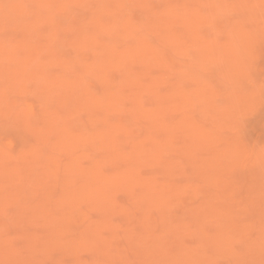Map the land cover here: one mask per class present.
I'll return each mask as SVG.
<instances>
[{
    "label": "clouds",
    "instance_id": "1",
    "mask_svg": "<svg viewBox=\"0 0 264 264\" xmlns=\"http://www.w3.org/2000/svg\"><path fill=\"white\" fill-rule=\"evenodd\" d=\"M85 13L91 17L76 29L71 21ZM137 14L142 16L139 21ZM231 15H249L256 26L250 29L237 21L225 44L214 40L207 47L234 57L236 70L226 77L224 97H236L237 81L246 79L251 90L244 110L217 103L203 79L211 57L194 60L192 45L181 46L172 33L161 31L165 19L183 17L198 30ZM105 18L111 22L105 23ZM74 32L79 35L71 42L62 36ZM154 36L158 43H153ZM101 37L113 42L108 54L99 53L94 62H87L83 54L95 49ZM258 39H264V0H208L191 9L163 10L154 9L152 0H0V264H64L51 259L58 251L75 257L73 264H115L111 248L121 228L112 223L115 216L140 208L145 213L153 208L171 213L181 198L199 193L205 185L227 190L230 198L244 186L233 177L244 171L250 173L244 201L230 200L228 210H213L215 232L203 225L176 226L172 231L178 240L193 237L198 243L164 264H264V143H247L241 135L246 113L264 103V80L257 83L251 76ZM117 40L134 44L119 50ZM67 47L73 56L63 54ZM169 47L178 57L176 64L167 61ZM114 73L119 80L113 79ZM94 83L103 86L102 95L95 92ZM10 95L24 100L9 103ZM29 97L39 101V113ZM57 99L63 101L64 114L52 107ZM86 111L101 113L93 121L96 130L73 133L71 123ZM177 114L180 119L173 120ZM142 129L146 134L141 137ZM20 132L36 142L14 153L10 135ZM45 148H50L47 155ZM65 154L71 160L63 167L61 205L79 211L82 204H95L105 220L79 240H65L66 228L53 230L46 240L32 235L25 257L24 250L15 247V237L5 238L8 209L14 204L5 188L27 180L28 187L43 190L55 172L42 161H59ZM120 164L121 171L105 174L106 167ZM188 167L199 173L203 184L174 183ZM146 168L161 171L144 176ZM120 190L129 194L134 208H119L109 196ZM37 209L43 214L45 205ZM252 215L256 219L246 223H226ZM105 231L111 237H105ZM85 253L97 258L80 259Z\"/></svg>",
    "mask_w": 264,
    "mask_h": 264
},
{
    "label": "rangeland",
    "instance_id": "2",
    "mask_svg": "<svg viewBox=\"0 0 264 264\" xmlns=\"http://www.w3.org/2000/svg\"><path fill=\"white\" fill-rule=\"evenodd\" d=\"M208 0H152V7L156 10H163L168 7H177L178 9L189 8L197 6V3H207ZM247 3H252V0H246ZM93 7H96L94 4ZM91 17V13H85L77 16L71 21L76 29H80L82 22H86ZM136 19H142L140 14H137ZM237 21H243L245 26L253 28L256 26L255 19L249 15L244 16H222L217 18L211 25H202L198 30L194 28L191 20H186L183 17L176 19H165L162 21L163 27L161 31H168L172 33L181 46L192 45L193 50L191 56L194 60L202 57H211L212 62L209 63L207 71L203 73V79L211 86V90L217 96V103H229L239 110H244L247 106L249 98L247 92L251 90V86L246 79H239L237 81L238 89L237 96L225 99L226 92L225 85L227 83L226 77L233 73L236 69L233 64L234 57L224 55L222 49L209 50L207 47L209 42L218 41L220 44H225L229 39V33L236 25ZM105 23H110V19L105 18ZM62 24L68 23L62 20ZM92 29L89 28V32ZM79 35L78 32L62 34L63 38L71 42ZM107 37L100 38V44L95 49H90L83 55L87 62L92 63L97 59V54H108L111 44ZM153 43H158V37H153ZM116 47L123 50L125 47H130L134 41H115ZM66 57L74 55L72 48L67 47L63 53ZM167 61L170 64H176L178 57L171 47L165 51ZM255 59L251 64V76L259 83L264 80V39H258L254 50ZM188 61L185 59V63ZM139 67L136 71H139ZM156 74L155 72L153 73ZM114 80H119V74H113ZM95 92L102 95L104 88L98 83L93 85ZM28 102L34 105V109L39 113V101L36 98H27ZM24 98L16 96L9 97V103H21ZM146 106H152L148 103ZM52 107L61 114H64L66 108L63 101L60 99L54 100ZM101 113L90 114L84 112L80 115L78 120L73 121L70 125L71 131L75 134L93 133L96 129L93 127V121L96 116ZM115 119V118H113ZM173 120L180 119V115L172 117ZM196 119L202 121V117L197 114ZM40 124H44V118L40 120ZM210 126V125H206ZM146 134L145 130H140V136ZM241 135L247 143H264V103L259 104L255 110L247 112L243 118L241 126ZM10 138L13 140L14 147L12 151L19 152L26 149L31 144L36 142L34 136L24 132L19 134H11ZM7 139V137H6ZM53 141L56 139L54 136ZM123 139V138H122ZM182 143V141H178ZM45 154H49L50 148H45ZM97 158H100L98 155ZM71 160V156L65 154L59 161H42L46 163L47 167L55 172V178L49 181L43 190H35L28 187L26 180L21 185L8 186L5 188V194L8 195L14 204L8 209L11 220H6L5 223L8 228L5 233V238L15 237L13 241L15 247L20 248L22 255L27 257L29 253L26 251L28 238L32 235L39 236L41 240L48 239L50 233L55 229L66 228L64 235L65 240H79L82 237L88 236L92 227L97 224H103L104 215L96 210L95 204H82L79 211H72L67 205H61V201L65 195V188L63 184V167ZM59 164V169H57ZM89 161H85L87 166ZM124 165L109 166L105 168L106 175L115 174L123 169ZM159 169H144L142 175L152 176L159 173ZM28 175L27 171L25 173ZM250 173L247 171L237 173L233 179L238 183L244 185L236 191L230 198L227 196V190L218 189L215 187L203 186L199 193H190L180 199L177 206L167 213L161 209L153 208L150 213L140 208L133 210L129 214L117 215L112 219V223L119 224L120 230L116 233L118 239L112 242L111 259L115 264H120L121 260L133 261L135 264H164V262L179 256L185 247H194L198 240L193 237H185L181 242L172 231L176 226L188 225L192 229H198L202 225L205 229L212 233L215 232L216 222L212 219L214 209L228 210L230 207V200L244 201L247 195V183L249 182ZM174 183H201L199 173L192 167L185 170V175L178 177ZM109 196L116 201L119 208L132 209L134 208L131 198L126 191L120 190L109 193ZM45 205L43 214L37 209L38 205ZM231 207L234 209L235 205ZM205 209V211H201ZM208 219L210 222L205 223ZM255 215L246 216L243 220L227 221L226 223H246L255 220ZM105 237H111V232L105 231ZM42 258V257H36ZM95 257L94 254L85 253L80 257L82 260L91 261ZM106 259V257H99ZM52 261L63 260L64 264H73L75 257L69 256L63 252H56L51 257Z\"/></svg>",
    "mask_w": 264,
    "mask_h": 264
}]
</instances>
